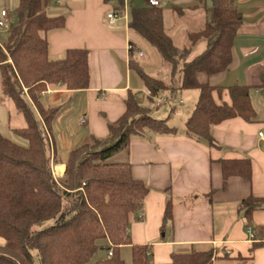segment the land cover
Listing matches in <instances>:
<instances>
[{
	"label": "trees",
	"instance_id": "16d2710c",
	"mask_svg": "<svg viewBox=\"0 0 264 264\" xmlns=\"http://www.w3.org/2000/svg\"><path fill=\"white\" fill-rule=\"evenodd\" d=\"M114 1L115 9L124 7L123 0ZM50 3L18 0L16 22L0 41V93L22 115L25 125L13 128V132L27 141L26 146L20 145L0 132V236L5 240L0 246V264H35L34 253L39 264H83L99 248L111 254L93 264H125L120 254L123 245L130 246L131 264H159L150 257L149 246L133 243L129 232L131 223L141 219L149 187L132 175L129 159H112L128 150L131 139L146 129L161 133L175 129L149 116L150 109L138 99L140 93L128 89L123 98L125 110L107 123V136H91L71 149L64 177L54 176L55 155L48 131L56 109L45 104L43 95L56 85L65 90L87 89L91 73L85 48H69L60 59L49 57L48 32L65 26L64 16L48 14ZM170 8L179 17L188 16V12L203 14L197 27L185 31L182 45L166 29L160 5L127 8V27L156 50L168 67L167 77H160L159 70L152 74L140 64V49L132 40L129 69L147 90L149 102L165 91L198 90L185 134L214 144L209 133L212 125L234 117L257 120L250 86H214L208 80L231 65L242 13L235 0H193L191 5L172 4ZM199 41H205V46L191 57ZM200 74L206 75V80H200ZM225 89L231 103L217 104L212 93ZM217 162L223 188L231 177L251 181L249 158H221ZM262 207L264 196L249 194L237 209L250 221L252 212ZM171 217L172 203L168 201L164 220ZM213 258L211 249L192 250L172 253L171 264H213Z\"/></svg>",
	"mask_w": 264,
	"mask_h": 264
},
{
	"label": "crops",
	"instance_id": "0c3cea01",
	"mask_svg": "<svg viewBox=\"0 0 264 264\" xmlns=\"http://www.w3.org/2000/svg\"><path fill=\"white\" fill-rule=\"evenodd\" d=\"M158 1L160 6H171L184 0ZM0 2L2 19L1 11H6L3 4L6 6L9 0ZM123 2L126 9L147 5L146 0ZM235 4L243 19L233 40L231 65L208 80L214 86H250L257 120L248 122L234 117L212 125L209 133L214 144L204 138H189L185 129L180 133L172 125L169 126L175 129L173 132L146 129L130 141L132 175L147 184L149 193L143 200L144 216L131 223L129 232L133 243L149 246L155 263L171 264L172 253L211 249L213 264H264V207L254 210L250 221L237 209L238 203L249 194L264 196V141L259 137V132H264V0H235ZM116 5L114 0H51L47 9L51 16L65 17L63 28L48 32L49 57L60 59L69 48H85L89 51L91 73L87 89L65 90L56 85L43 95L45 104L56 109L48 131L56 178L64 177L65 160L71 149L91 136H107V123L125 110V91L139 92L128 65L127 20L109 24L105 17ZM163 18L165 24L164 13ZM183 18L189 28L197 27L203 14L188 12ZM121 21L125 24L123 31V25L118 23ZM166 29L177 37L173 35L175 26ZM204 46L205 41L196 43L191 57ZM145 65L149 66V62ZM212 96L217 104L231 103L226 89L214 91ZM142 98L138 96L140 102ZM196 101L195 98L194 107ZM11 107L0 93V132L9 133L25 125L22 115L14 107L11 111ZM221 158H249L251 181L231 177L223 188L217 162ZM59 166L61 172L57 170ZM168 201L172 203V217L165 221ZM126 250L131 255L129 245L121 246L125 264L129 260ZM110 253L107 251L102 259Z\"/></svg>",
	"mask_w": 264,
	"mask_h": 264
},
{
	"label": "rangeland",
	"instance_id": "374dc122",
	"mask_svg": "<svg viewBox=\"0 0 264 264\" xmlns=\"http://www.w3.org/2000/svg\"><path fill=\"white\" fill-rule=\"evenodd\" d=\"M18 0H9V2L6 4H3V6L6 8L7 12V18H8V25L11 26L16 22V14H15V8L17 6ZM193 3V0H184L182 2H175L177 5L185 6V5H191ZM1 7V2H0ZM163 13L165 17V26L170 30L172 26H175V30L173 31V35L176 34L177 37V43L179 45L183 44V41L185 39V30H187L189 27L187 24H185V20L183 17H179L176 13H174L170 9V5L163 6ZM5 10V9H4ZM122 26V31L125 30V24L124 21L118 22ZM128 40H132L136 43L139 51L142 52V54L137 53V59L140 62V64L150 73L154 74L157 69L160 71V77L165 78L168 75V67L166 64L162 63L160 61V58L156 52V50L148 44L145 40L137 36L132 30H130L128 27ZM190 29V28H189ZM8 29H4L0 27V41H3L7 35ZM184 31V33L181 32ZM149 62V66L145 65V62ZM155 70V71H154ZM154 72V73H153ZM132 79H134L137 82V87L135 90H139V98H142L141 104L147 106L149 110V116H151L154 119L158 120H164L167 125L175 126L179 132H184L185 129V121L190 116L194 104V99L198 98V90L196 89H183L180 91L175 92L174 94L170 91H165L162 93L164 97L168 99L167 102H165L160 107H155L152 102H149L147 100L148 92L144 88L142 82L138 78L137 74L131 70L130 72ZM206 75L200 74L199 79L200 80H206ZM136 92V91H135ZM11 111H14V108L11 107ZM13 121V119H12ZM19 126H23L19 125ZM1 133L10 139H12L14 142L20 144V145H27V141L22 138L21 136H18L13 131L10 130L9 133H5L4 130H1ZM110 144V143H109ZM129 153L128 150L125 149L117 154V156L114 157L115 161H126L128 158ZM103 241H100L102 243ZM5 240L3 237L0 236V246L4 245ZM125 251V250H124ZM129 251V260L127 261V264H131V255L130 250ZM107 254L106 249L99 248L93 256L83 264H93L96 260L104 258V256ZM35 255V264H39L38 258ZM123 255V252H122Z\"/></svg>",
	"mask_w": 264,
	"mask_h": 264
},
{
	"label": "built area",
	"instance_id": "2783aa9c",
	"mask_svg": "<svg viewBox=\"0 0 264 264\" xmlns=\"http://www.w3.org/2000/svg\"><path fill=\"white\" fill-rule=\"evenodd\" d=\"M146 3L149 6H157V5H159V1L158 0H146ZM1 17H2V19H0V27L4 28V29H9L10 26L8 25V19L6 18V11H4V10L1 11ZM105 17H106V20H107V22L109 24H113L118 19H126V20H128V12H127L126 7L124 6L122 9H113V10L107 12ZM138 53L142 54L141 51H139ZM48 91L49 90L47 89L46 92H48ZM167 101H168V99L166 97H164L162 94H159V95H156V96L152 97V103H153V105L155 107H160L161 105H163ZM79 121L81 123H83L84 119L80 118ZM259 137L264 141V132H259ZM143 216H144V213L141 212L139 214V217L142 218Z\"/></svg>",
	"mask_w": 264,
	"mask_h": 264
},
{
	"label": "bare ground",
	"instance_id": "6f19581e",
	"mask_svg": "<svg viewBox=\"0 0 264 264\" xmlns=\"http://www.w3.org/2000/svg\"><path fill=\"white\" fill-rule=\"evenodd\" d=\"M60 169H61V167H60V166H59V167H57V170H58V172L60 171ZM61 171H62V170H61ZM61 171H60V172H61Z\"/></svg>",
	"mask_w": 264,
	"mask_h": 264
}]
</instances>
